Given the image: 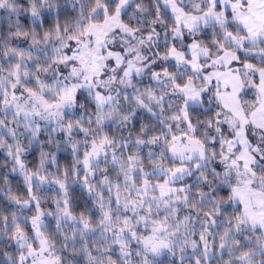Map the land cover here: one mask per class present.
<instances>
[{
	"label": "snow or ice",
	"instance_id": "obj_1",
	"mask_svg": "<svg viewBox=\"0 0 264 264\" xmlns=\"http://www.w3.org/2000/svg\"><path fill=\"white\" fill-rule=\"evenodd\" d=\"M0 13V264H264V0Z\"/></svg>",
	"mask_w": 264,
	"mask_h": 264
},
{
	"label": "trees",
	"instance_id": "obj_2",
	"mask_svg": "<svg viewBox=\"0 0 264 264\" xmlns=\"http://www.w3.org/2000/svg\"><path fill=\"white\" fill-rule=\"evenodd\" d=\"M0 14H2V13H0Z\"/></svg>",
	"mask_w": 264,
	"mask_h": 264
}]
</instances>
